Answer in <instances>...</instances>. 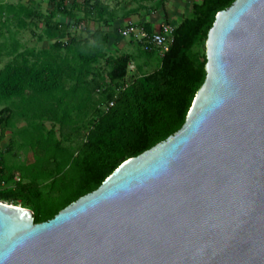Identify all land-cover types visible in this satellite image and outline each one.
Segmentation results:
<instances>
[{
  "label": "water",
  "instance_id": "1",
  "mask_svg": "<svg viewBox=\"0 0 264 264\" xmlns=\"http://www.w3.org/2000/svg\"><path fill=\"white\" fill-rule=\"evenodd\" d=\"M181 129L51 220L0 203V264H264V0L205 43Z\"/></svg>",
  "mask_w": 264,
  "mask_h": 264
},
{
  "label": "trees",
  "instance_id": "2",
  "mask_svg": "<svg viewBox=\"0 0 264 264\" xmlns=\"http://www.w3.org/2000/svg\"><path fill=\"white\" fill-rule=\"evenodd\" d=\"M47 1L42 39L50 42L48 47L13 51L12 59L0 69L1 136L23 121L25 128L14 136L24 132L22 146H29V152L42 147L48 203L42 204L39 191L32 192L36 178L29 184H22V179L15 182V173L5 165L6 169H0V181L15 188L1 191L0 200L30 210L35 224L51 220L97 190L121 163L181 129L205 80L208 32L216 15L235 0L194 3L189 16L174 27L168 52L160 56L158 51L140 49L147 60L159 61L158 68L127 83L133 58L130 54L108 57L109 36L101 26L87 40L68 34L70 24L85 28L90 14L97 15L103 27L108 26L113 11L111 17L101 0H84L81 6L72 3L70 7L66 0ZM164 2L159 0V6ZM21 6V11L8 7V15L19 18L24 14L30 20L32 5L27 9ZM79 12L83 17L77 18ZM58 17L65 19L63 24L57 22ZM101 61L108 69L105 76L96 72ZM44 123H49L50 129ZM25 176L30 178L28 173Z\"/></svg>",
  "mask_w": 264,
  "mask_h": 264
},
{
  "label": "rangeland",
  "instance_id": "3",
  "mask_svg": "<svg viewBox=\"0 0 264 264\" xmlns=\"http://www.w3.org/2000/svg\"><path fill=\"white\" fill-rule=\"evenodd\" d=\"M11 2L13 6L19 7V3H26L28 0H4L3 2ZM200 0H197L196 2H199ZM28 3V2H27ZM67 6L71 3V0H66ZM31 7V15L30 20L26 26V30L19 36H14L15 39L20 44V50H18V53H22L26 49H33V50H41L46 49L50 42H48L46 39H42L43 35V29H44V19L47 16L49 12V5L47 0H34ZM70 7V6H69ZM81 16V14H79ZM77 16V17H80ZM189 16V15H188ZM82 17V16H81ZM65 19L62 17H58L57 22L63 24ZM70 29L68 31V34L70 37L76 36L79 37L81 40H87L86 36L88 35L84 28L74 27L73 24H70ZM18 25L17 23H12L9 25H6L5 27L0 28V33H4L5 30H7L9 33H4V37H0V43L5 44L7 47H11V49H14L13 42L15 40L11 41V38L9 36L14 31H17ZM18 32V31H17ZM69 37V38H70ZM68 38V39H69ZM41 39V40H40ZM0 49V69L7 64L11 59V56H9L7 53L10 52V49ZM23 50V51H22ZM17 52V51H15ZM140 48L132 41H129L127 39H122L120 37V41L114 42L113 47L110 45L107 49V55L108 57H116L122 54L129 53L131 57L133 58V63L130 65L128 69V75L127 79L125 80V83L132 80L134 77L140 76L142 74H149L153 71H155L158 68V60L154 59L152 61H149L146 59V56L140 53ZM108 69L104 64V61H101L99 65L97 66L96 72H99L102 74V76H105ZM3 109V106H0V111ZM44 126L46 129H50L49 123H44ZM25 128V123L23 121H17L15 123V127L12 129L13 136L10 133H7L6 136H3L4 139L1 140L0 144H2L4 153L0 156L1 159H5L6 165L9 172H14L18 174L17 179H15V182H18L19 179H22V184H29L32 179L36 178L35 181H32V192L39 191L43 198H42V204L47 205L48 203V197L44 193V184L42 178V167L43 163L45 161V157L43 154V149L39 145L34 152H29L30 147L27 148L23 147V133L18 134V136H14L15 132L21 128ZM82 135V133H81ZM11 139V140H10ZM8 151V152H6ZM22 167V168H20ZM20 168V169H19ZM20 170V171H19ZM30 175V178H26V174ZM15 186L7 185L6 191H13ZM30 199H32L33 196H29ZM1 201V200H0ZM3 203V201H1ZM6 204V203H5ZM38 210V209H37ZM35 212H37L34 209Z\"/></svg>",
  "mask_w": 264,
  "mask_h": 264
},
{
  "label": "crops",
  "instance_id": "4",
  "mask_svg": "<svg viewBox=\"0 0 264 264\" xmlns=\"http://www.w3.org/2000/svg\"><path fill=\"white\" fill-rule=\"evenodd\" d=\"M4 0H0V28L6 25L17 23L18 29L17 31H14L13 35L11 34L9 38L12 40H15L13 44L14 49H11V47H7L5 44L0 43V49H10V52L7 53L9 56L12 55L13 51H16L17 49L20 50V44L15 39L14 36L19 34L21 35L25 30L26 26L29 22L27 19V15L22 14L19 18H13L11 15H8L7 8L10 6H13L11 2H3ZM34 1V0H32ZM84 0H71V3L69 6L72 5V3H76L77 5L81 6ZM197 0H166L164 2V6H159V0H101V2L108 7L109 15L112 17V11L114 13L112 22L109 23L110 18H108V26H102L98 23V17L95 14H90L89 17L86 19V24L84 31L88 34L86 36L87 39L90 38V36L93 34V32L101 26L103 30L108 33L109 36V46L111 45L113 47L114 42H119L120 37L117 34V29L124 28L128 24H134L139 25L144 28V30L147 33H153L159 30L160 26L162 25H172L173 27H176L181 20L188 17L191 11V7ZM28 2V1H27ZM19 3V9L23 8L21 5L24 6L25 9H27V6L32 5L31 1L28 3ZM3 9V10H2ZM82 12V10H81ZM77 13L78 16L82 13ZM80 16V17H81ZM79 17V18H80ZM78 18V17H77ZM149 31V32H148ZM4 33H9L7 30L4 31ZM4 33H0V37H4ZM78 39H80L78 37ZM108 46V47H109ZM17 50V53H18ZM23 51V50H22ZM129 54V53H126ZM4 107V106H3ZM21 129V128H20ZM7 133H10L13 136L12 129L5 131V133L1 136L0 131V142L2 139H4L3 136H6ZM5 140V139H4ZM11 140V139H10ZM8 141V140H5ZM4 149L2 144H0V156L4 153ZM8 152V151H6ZM3 159L0 158V162ZM2 166H0V169H6V161L3 160ZM5 165V166H4ZM18 177V174L15 173L14 179Z\"/></svg>",
  "mask_w": 264,
  "mask_h": 264
},
{
  "label": "built area",
  "instance_id": "5",
  "mask_svg": "<svg viewBox=\"0 0 264 264\" xmlns=\"http://www.w3.org/2000/svg\"><path fill=\"white\" fill-rule=\"evenodd\" d=\"M175 28L166 24L160 26L159 30L153 33H147L142 26L128 24L119 31L123 39H127L139 45L144 52L158 51L160 56L168 52L173 42ZM7 184L0 181V192L6 188ZM1 203V201H0Z\"/></svg>",
  "mask_w": 264,
  "mask_h": 264
}]
</instances>
